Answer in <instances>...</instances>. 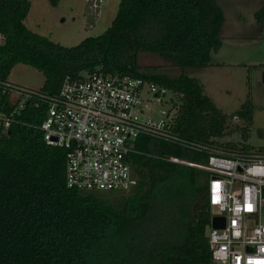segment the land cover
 <instances>
[{
	"label": "trees",
	"instance_id": "16d2710c",
	"mask_svg": "<svg viewBox=\"0 0 264 264\" xmlns=\"http://www.w3.org/2000/svg\"><path fill=\"white\" fill-rule=\"evenodd\" d=\"M30 10L29 0H0V81H9L19 64L44 75L38 91L46 96L58 95L66 78L96 71L143 78L176 110L183 140L226 154H264L246 142H218L229 117L199 79L183 72L211 66L222 47L225 13L217 0H120L109 29L74 47L31 31ZM98 14L88 3L90 26ZM254 17L264 27V4ZM143 54L181 73L145 74ZM4 101L0 96V109ZM46 110L42 101L29 103L21 123L0 135V264H212L210 173L170 160L207 164L210 150L142 136L129 156L137 183L128 193L81 191L67 186V151L48 145L39 129ZM235 116L247 141L251 102Z\"/></svg>",
	"mask_w": 264,
	"mask_h": 264
},
{
	"label": "built area",
	"instance_id": "2783aa9c",
	"mask_svg": "<svg viewBox=\"0 0 264 264\" xmlns=\"http://www.w3.org/2000/svg\"><path fill=\"white\" fill-rule=\"evenodd\" d=\"M104 0H88L98 11ZM3 36L0 34V43ZM143 78L96 71L66 78L58 95L0 81V135L21 123L28 104L47 106L39 129L45 142L67 151L66 183L81 191L128 193L137 183L129 156L142 136L209 151L207 164L172 158L174 163L210 173L207 230L212 264H264V154L228 153L198 146L175 132L176 110ZM225 219L215 228L213 218Z\"/></svg>",
	"mask_w": 264,
	"mask_h": 264
},
{
	"label": "rangeland",
	"instance_id": "374dc122",
	"mask_svg": "<svg viewBox=\"0 0 264 264\" xmlns=\"http://www.w3.org/2000/svg\"><path fill=\"white\" fill-rule=\"evenodd\" d=\"M29 1L31 10L26 20L27 27L65 47H74L88 37L103 35L115 20L120 4V0H104L95 23L90 26L88 0H61L57 6L49 0ZM217 1L225 13L222 47L217 53H212L211 66L183 72L199 79L205 94L229 117L228 134L218 142L223 145L246 142L257 152L264 147V27L256 22L254 14L264 0ZM140 64L145 74L174 77L181 73L179 69L164 66L155 55L143 54ZM10 81L38 90L43 87L45 77L35 68L19 64L13 69ZM248 101L252 104L253 116L249 139L245 141L241 131L245 123L235 115ZM163 105L169 106L168 103Z\"/></svg>",
	"mask_w": 264,
	"mask_h": 264
},
{
	"label": "water",
	"instance_id": "95a60500",
	"mask_svg": "<svg viewBox=\"0 0 264 264\" xmlns=\"http://www.w3.org/2000/svg\"><path fill=\"white\" fill-rule=\"evenodd\" d=\"M262 82L264 83V72L262 74ZM212 221L215 228H223L225 226L224 218L214 217Z\"/></svg>",
	"mask_w": 264,
	"mask_h": 264
}]
</instances>
